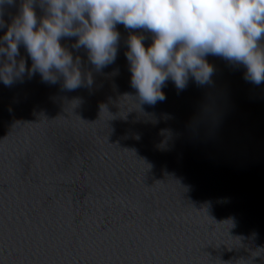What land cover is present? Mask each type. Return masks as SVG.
<instances>
[{"label": "water", "instance_id": "95a60500", "mask_svg": "<svg viewBox=\"0 0 264 264\" xmlns=\"http://www.w3.org/2000/svg\"><path fill=\"white\" fill-rule=\"evenodd\" d=\"M116 30L100 72L61 39L85 78L75 91L31 75L23 45L25 73L0 81V264H264V84L208 55L210 84L169 79L163 102L141 103L125 52L131 32L146 48L152 34Z\"/></svg>", "mask_w": 264, "mask_h": 264}, {"label": "clouds", "instance_id": "9594fccd", "mask_svg": "<svg viewBox=\"0 0 264 264\" xmlns=\"http://www.w3.org/2000/svg\"><path fill=\"white\" fill-rule=\"evenodd\" d=\"M35 0H21L19 10L0 37V81L11 87L25 73L19 48L31 59L27 71L39 73L45 83L75 91L85 83L79 58L60 43L75 37V49L85 48L97 72L114 63L120 33L126 29L152 34L146 48L144 36L131 32L125 52L131 86L141 103L154 106L166 96L161 91L171 79L183 91L193 79L198 86L212 82L215 68L205 57H220L243 65L244 79L264 84V0H41L46 15L37 18ZM15 0H0V15ZM0 27L4 21L0 19ZM6 44V46H5ZM115 74V73H114ZM90 86L92 81L87 80Z\"/></svg>", "mask_w": 264, "mask_h": 264}]
</instances>
